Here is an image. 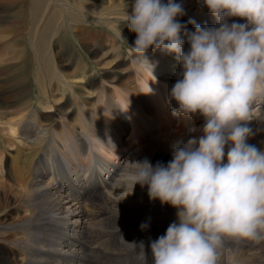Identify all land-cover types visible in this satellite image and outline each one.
<instances>
[{"label": "bare ground", "instance_id": "6f19581e", "mask_svg": "<svg viewBox=\"0 0 264 264\" xmlns=\"http://www.w3.org/2000/svg\"><path fill=\"white\" fill-rule=\"evenodd\" d=\"M105 2L110 14L95 19L97 22L113 19L115 24L118 19L125 20V10L134 0ZM174 3L182 4L185 10L186 14L177 20L186 25L187 31L194 32L197 24L219 27L203 0H174ZM49 10L48 5L41 12V25L49 17ZM0 12L8 13V6L3 5ZM9 19L14 20L13 16H0L4 23L11 22ZM227 22L246 23L240 18ZM38 30L30 36V47L35 66L44 72H38L37 86L45 99L36 105L37 109H26L21 117L18 114L17 118L2 123L14 136L8 134L10 137L6 138L12 142L15 154L8 155L13 183L3 182L0 177V210L4 211L0 215V250L3 243L9 246L7 255L0 254V264H107L109 258L117 262L121 249L136 253L139 248L149 247L151 241L166 234L168 226L177 221V210L151 200L147 185L136 184L131 192V184L122 175L130 167L128 161L147 159L153 166L157 162L167 165L174 146L202 135L199 129L204 119L199 115L191 118L173 115L178 106L169 94L182 72L174 54L150 48L145 56L153 65L152 70L131 63L134 78L122 87L107 79L89 83L86 75L90 71L85 67L70 74L61 71L58 60L62 56L52 51L53 43H49L45 53L37 49ZM97 43L100 44L97 36H86L80 48L96 57L100 50L95 47ZM183 50H190L187 40ZM120 51L116 56L121 55ZM120 57V65L125 64ZM104 64L96 62L97 71H103ZM45 77L47 87L43 84ZM54 78L58 86L52 85ZM94 85H98L97 95L90 105L85 100L93 92L87 89ZM59 86L70 91L71 99L64 98L65 91ZM4 99L3 95L0 104ZM65 104L67 108H63ZM69 114L75 116L73 122L68 120ZM251 115L249 127L253 135L248 143L264 150V99L254 102ZM1 171L0 167V176ZM8 196L18 203V208H23V216L18 209H10ZM142 223L147 225L144 230L140 227ZM225 239L235 242L222 243L218 264H264V241L259 243L262 246L259 250L254 241ZM109 242L116 252L111 245L107 248ZM147 254L149 259L151 249Z\"/></svg>", "mask_w": 264, "mask_h": 264}, {"label": "clouds", "instance_id": "9594fccd", "mask_svg": "<svg viewBox=\"0 0 264 264\" xmlns=\"http://www.w3.org/2000/svg\"><path fill=\"white\" fill-rule=\"evenodd\" d=\"M203 5L219 27L187 31L177 20L185 10L174 0H134L124 20L136 35L128 47L132 64L152 70L150 48L174 54L180 64L169 94L178 106L173 115L204 119L202 135L174 146L167 165L128 161L122 173L131 192L147 185L151 200L177 210V221L150 242L152 264H218L225 238L264 241V150L248 143L252 106L264 99V0ZM230 18L246 23L229 24Z\"/></svg>", "mask_w": 264, "mask_h": 264}, {"label": "rangeland", "instance_id": "374dc122", "mask_svg": "<svg viewBox=\"0 0 264 264\" xmlns=\"http://www.w3.org/2000/svg\"><path fill=\"white\" fill-rule=\"evenodd\" d=\"M105 1L106 0H65V1L64 0H0V5H1L0 8L3 5H7L9 9L8 13L0 12V16L2 17L13 16L14 19L13 21L9 19V21H11V22L8 21L9 23H4L3 20H0V99L2 98L3 95L6 97V99L2 100L3 102H1L0 104V108H1L0 109V126H1L0 127V158L2 159L0 163V167L2 169L1 171L2 176L0 177H2L3 179L1 181L3 182L9 181L13 183L14 179L12 178L13 177L12 162L11 159L8 158L9 157L8 155L15 154L14 152L15 148L12 145V142L8 140V138H6V137H10V136L14 137V136L10 134V131L6 130V126H3L2 123L10 119L12 120L14 118H17L16 116H18V114H19L18 117H21L23 115L22 113H24L26 109H30V108L37 109L36 105L38 107L39 103L44 101L45 99L42 90L39 89L37 86L38 72L39 71L43 72V71L37 65L35 66V61H34L35 56L32 54L33 50L30 47L31 45L30 36H32V33H35L36 30L39 29L38 30L39 32H37L38 40L36 43L37 49L39 51L40 50L42 51V49L43 52L44 50L46 51V48L48 47L49 43L50 42L53 43L52 51L56 52L59 57L62 56L61 57L62 59L59 58L58 61L60 63L59 65L61 66V71L64 72L65 74L76 72L79 70L80 67L82 68L85 67L87 71H90L87 72L86 75L87 82L99 83L100 80L107 79L109 83L115 84L117 87H122L126 83L129 84L130 81L134 78L135 70L132 71L131 69L133 65L131 64V53L128 47L133 46L134 41L136 39V35L135 33L130 32L127 22L124 20L118 19L115 24H113L112 22L113 19L109 20L108 22L106 20L97 22V20L95 19L97 16H101L102 14L104 15L105 13H106L105 15L110 14V11H107L109 9V5ZM48 5L50 9L48 11L49 17L46 19V22L41 25L39 18L41 17V14L46 10V7ZM111 5L112 7H114L115 3H112ZM132 5L133 3H131L128 10L131 9L132 11ZM62 8L65 10L62 11L61 10ZM128 10H125V13L131 14V11ZM37 13L40 14L38 15ZM93 35L97 36V39L100 43L99 45L97 43V45L95 46V47L98 46V48L100 49L96 57L87 54L83 49L80 48V42L82 41V39L85 38L86 36H93ZM118 35L123 37L124 40L118 38L119 37ZM47 39H49L48 42ZM113 49L115 50L113 51ZM119 51L121 53L120 55L121 57L120 56L119 57L125 60V64L123 65H120L118 59L119 57L116 56V53H119ZM96 62L105 63L103 71H97V65H95ZM116 78H119V80L116 81L115 80ZM56 79L54 78L52 82V85L54 86H58L55 83ZM46 83L48 84V80L45 77L43 79V84L45 87H47ZM61 87L62 86H59L58 88ZM97 87L98 85H94V87H88L89 89H87V91L90 90L89 93L93 92L94 94L92 93L91 95L88 94L89 96H86L87 99L85 100V102L87 104L90 105L93 104L94 99L97 95L96 94ZM62 89L65 91L63 93L64 98L71 99L69 96L70 91H68V89L64 86L61 88V90ZM39 91L41 92L40 94ZM67 107L68 104H65V107L63 108H67ZM16 111H17V115L15 114ZM70 112H71V108L68 109V113ZM67 118L69 121L73 122L75 116L69 114ZM203 124H204V120L201 125ZM188 125L190 124H187V126ZM187 126H185L186 133L188 129L186 128ZM8 134H10V136ZM129 153L130 152L125 151L124 154L129 155ZM1 154L3 155L2 157ZM2 198L1 200H3ZM7 203L10 205V207H12L10 209L13 208L18 209L20 211L21 216L25 214L22 210L23 208L21 207L18 208V203L11 200L10 197L8 198ZM2 213H4V211L0 210V215ZM230 240L231 239H224L223 242L228 241L229 243H232L233 240L231 241ZM234 242L235 241H233V243ZM110 243L111 242L108 243L107 248H109V246L111 245ZM256 243L257 242H254L255 245L259 246L260 242L257 244ZM112 246L114 245L112 244L111 247ZM260 246L259 247L256 246V249L259 248V250H261L260 248L262 246L261 247ZM111 247L109 249L110 251L112 250V248L114 249L112 251L114 252L117 251V249ZM3 248L0 250V254L2 256H5L7 255V250L9 246L6 243H3ZM125 250L127 251V249ZM121 251L122 253L120 252L119 255L120 259L119 257L116 258L117 262L115 261V258H109L108 259L109 263L107 262L108 260L105 261V263L135 264V259H136V264H140L142 261L143 262L141 264L144 263L149 264V262L152 263V258H151L152 256H150L149 259L147 257L149 256L147 253L150 251V246L143 249L139 248L138 252L136 253H133L132 251L130 252L129 250L127 252L125 251L126 252L125 253L123 252L124 250L122 249ZM122 254L124 255L121 256ZM128 255L130 257H128ZM135 256L138 259H140L141 257L142 260H138ZM121 257L123 259H121ZM112 259L114 260L112 261ZM143 259L145 260V262Z\"/></svg>", "mask_w": 264, "mask_h": 264}]
</instances>
